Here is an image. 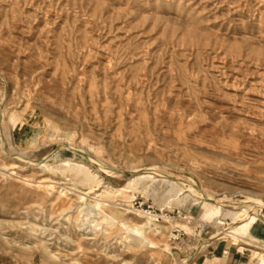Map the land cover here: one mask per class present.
I'll return each mask as SVG.
<instances>
[{"label": "rangeland", "instance_id": "374dc122", "mask_svg": "<svg viewBox=\"0 0 264 264\" xmlns=\"http://www.w3.org/2000/svg\"><path fill=\"white\" fill-rule=\"evenodd\" d=\"M142 168L229 202L204 217ZM242 209L264 212V0H0V264L256 263L225 233ZM147 219L152 244L116 223Z\"/></svg>", "mask_w": 264, "mask_h": 264}, {"label": "bare ground", "instance_id": "6f19581e", "mask_svg": "<svg viewBox=\"0 0 264 264\" xmlns=\"http://www.w3.org/2000/svg\"><path fill=\"white\" fill-rule=\"evenodd\" d=\"M74 149L77 152H81V148H74ZM13 159L19 160L18 157H14ZM52 159L53 158H51V156H50L46 160L41 161L38 165H40V167H41L45 164L46 161H51ZM91 161L93 162V160H91ZM62 167H63L62 168L63 172H71L72 175L74 177L78 178L80 181H89L90 183H95L94 175L90 171H88L87 168H85L83 166L68 165L67 164V165H64ZM110 171H108V172H110ZM131 174H132V180L135 181L134 185L137 188L142 189L144 191L151 189V188H154L155 184L163 183L166 187H168L167 190L165 191V195H167L168 197H176L177 195H179V193L182 190V188L180 186H183L185 191L191 192V194H192V195H190L188 193L187 195H185L183 197L184 199L188 198L189 196H192V197H195L197 200H200V202H197V204H199V205L204 204L205 205L204 207H202L203 208L202 213H203L204 217L220 216L222 204L229 202V199L213 198V197H211L207 194H204V193H196L194 191V189L189 184H182L178 180H176L170 176L159 174L153 168H142V169H138V170H133V171H131ZM46 189H47V187H46ZM59 192H60V190H59ZM256 204L260 210L263 208V205L260 202H256ZM98 209L102 210V205H100L98 203H94V205L91 206V211L98 210ZM241 213H242V215H244L245 220L240 224L239 227L231 230V232L227 231L225 233L232 236L231 238H237V236H236L237 234L247 235L249 238L254 239L256 242L260 243L264 247V212L262 211V214L258 217L248 214L243 209H242ZM238 217H239V213L234 214L232 217V220H235ZM149 221H150V219L146 220L145 224L141 228L142 230L139 229L138 227L124 226L121 223V221L116 222V223L119 224L126 232H130V235H131V237H133V240L140 238V240L142 242L152 244V242L149 241L145 235L146 229H148L147 225L150 224ZM254 255L259 256V258L257 259V262L253 263L252 261H250L249 264H264V254H260L258 252H255V250H254Z\"/></svg>", "mask_w": 264, "mask_h": 264}]
</instances>
